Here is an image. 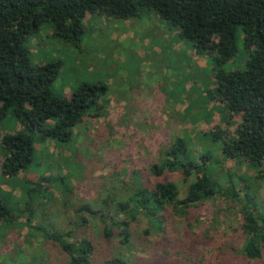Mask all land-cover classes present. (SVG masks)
<instances>
[{
  "label": "rangeland",
  "instance_id": "rangeland-1",
  "mask_svg": "<svg viewBox=\"0 0 264 264\" xmlns=\"http://www.w3.org/2000/svg\"><path fill=\"white\" fill-rule=\"evenodd\" d=\"M83 25L77 44L54 36L50 22L29 35L32 65L50 61L60 65L52 85L54 94L68 98L80 83L101 81L107 85V101L100 115H85L73 127L71 141H36L33 161L26 171L8 178L0 170V195L11 208V215L0 225V264H65L64 252L56 243L30 231L24 225V216L17 213L28 215V206L37 203L46 210L39 209L34 225L52 223L60 230L68 229L73 226V207L89 203L99 208L108 195L124 199L137 174L149 184L160 179L150 174L149 166L177 138L183 141L185 157L206 172L215 171L213 177L222 186L232 183L239 196L232 198L218 191L190 208L186 220L164 211L169 235L183 239L187 233H198L204 236L203 241L214 240L211 246H215V240L227 239L242 221L240 207L246 192L257 199L264 214V176L241 157L224 156L223 143L234 136L239 115L223 111L211 98L214 60L197 52L179 34L177 25L152 9H142L127 19L87 13ZM237 44V54L223 65L226 71L244 66L246 51L241 33L237 34ZM21 127L10 110L0 123V162L2 136ZM202 156L206 158L204 165ZM51 174L54 182L42 183ZM61 176L59 184L66 193L55 182ZM162 178L173 181L184 193L195 175L184 181L181 172L166 171ZM33 184H40L41 193L21 194L23 186L25 189ZM64 198L67 207L62 204ZM136 223L139 234L152 228L145 214H138ZM102 226L97 217H92L85 229L94 243L97 263L119 255L128 264H160L156 256L161 248L157 242L160 231L153 230L145 246L138 245L133 237L131 246H123L118 242L120 236L105 237ZM204 245L199 249L209 255V247Z\"/></svg>",
  "mask_w": 264,
  "mask_h": 264
},
{
  "label": "trees",
  "instance_id": "trees-1",
  "mask_svg": "<svg viewBox=\"0 0 264 264\" xmlns=\"http://www.w3.org/2000/svg\"><path fill=\"white\" fill-rule=\"evenodd\" d=\"M142 9H152L177 25L179 34L197 52L214 60L215 87L210 91L211 98L220 103L223 111L239 115L234 136L223 143L224 156L241 157L258 175L264 176V0H0V123L13 110L22 126L1 138L3 176L13 178L28 169L36 141H71L73 127L85 115H100L107 101V85L101 81L80 83L68 98L54 94L52 85L60 65L55 61L32 65L29 35L37 32L44 22H50L54 36L77 44L87 13L127 19L137 16ZM238 33L242 35L246 51L244 66L226 71L223 65L237 54ZM183 146L182 139L177 138L161 151L158 161L150 164V174L160 178L154 183L143 181L137 174L124 199L108 195L99 208L89 203L73 207V226L68 229L60 230L52 223L34 225L36 214L44 208L37 203L28 206V215L24 211L17 215L24 216V225L30 231L56 243L64 252L65 264H128L119 255L96 262L94 243L85 234L92 217L101 221L105 237L120 236L118 242L123 246H131L132 237L138 245L145 246L151 232L160 231L161 239L157 242L161 248L156 254L160 264H264V214L250 192L242 199V221L228 233L227 239L215 240V246H211L214 240L203 241L204 236L198 233L192 236L187 233L183 239L168 234L164 211L186 220L190 208L212 198L218 191L232 198L239 196L232 183L222 186L213 177L215 171L206 172L185 157ZM205 161L202 156L203 165ZM166 171L181 172L184 181L193 174L195 179L182 193L173 181L162 178ZM52 178L51 174L42 183H53ZM62 180L61 176L55 182L66 193L59 184ZM23 187L21 194L25 192L29 196L42 191L40 184ZM62 204L67 207V198ZM138 214H145L152 226L142 234L136 226ZM10 215L11 208L0 195V225ZM204 244L209 247V255L199 249L201 245L206 247Z\"/></svg>",
  "mask_w": 264,
  "mask_h": 264
}]
</instances>
